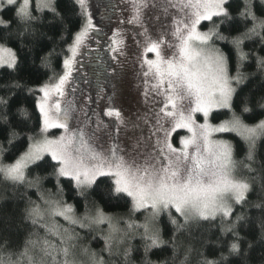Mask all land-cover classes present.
<instances>
[{
    "label": "snow or ice",
    "instance_id": "1",
    "mask_svg": "<svg viewBox=\"0 0 264 264\" xmlns=\"http://www.w3.org/2000/svg\"><path fill=\"white\" fill-rule=\"evenodd\" d=\"M128 2L132 12L127 23L136 26L133 41L138 49L134 56L137 87L144 103L151 93V99L159 105L154 112L152 136L156 139L151 145L152 152L140 161L137 158L143 155L138 152L140 141L132 148L137 156L131 158L118 144L110 146L107 152L102 146H93L91 141L101 128L112 126L118 132L119 125L127 124L128 118L111 97L101 111L103 116L114 119L105 123L100 113H94L96 119L91 122L95 127L87 139L83 130L70 127L73 109L70 103L62 108L61 99L65 96L79 48L90 31H99L94 26L87 0H75L82 22L68 48L71 55L63 60V75L50 78L39 88L43 94L38 101L42 115L39 134L25 137L26 146H22L13 163L0 161V176L5 181L13 186L35 188L38 193V200H32L26 192L21 194V199L27 200L21 223L27 222L32 228L24 240L13 246L9 237L0 232V264H110L101 253H107L110 258L119 256L123 264H130L132 249L128 240L135 232H139L144 241L141 264H154L149 253L166 245L172 249L173 264H177L181 250L183 258L178 264H192L194 254L196 264H229L233 257L239 264H251L254 242L241 236V224H256L260 239L264 240V161L257 158V141L264 137V118L251 125L242 119L244 114H252L257 109L264 116V95L256 100H241L239 115L233 109L237 88L248 79L240 70L250 55L244 50L245 42H258L264 49V0H238L235 13L231 9L232 0ZM9 8L12 16L5 14ZM45 12L52 14L50 25L63 24L64 18L57 11L55 0H0V68L13 73L20 68V58L11 45L37 50L52 39L43 31ZM213 17L219 23H214L206 32L200 31L201 22L212 21ZM162 20L165 23H161ZM234 23H239L240 27L233 29ZM158 24L166 31H160ZM221 25L227 35L220 30ZM120 35L119 31L113 34L114 47L110 46V50L122 57L126 55L127 46L123 38L117 39ZM218 42L231 45L237 65L235 75L230 73L229 54L217 46ZM54 51L39 57L43 65L48 64ZM149 54L153 58H149ZM255 59L257 69L264 72V56ZM0 89L5 93L0 95V131L7 145L15 146L24 131L19 126L30 120L31 115L23 107L13 112L10 101L18 91L27 90L32 94L35 90L15 77L0 81ZM214 109H228L232 116L219 124H210L208 117ZM196 113H202L204 123L196 122ZM17 115L21 119L14 124ZM84 115L87 126L90 118L86 112ZM137 120L147 123L148 117L137 114ZM49 129H62L63 133L50 138ZM177 129L191 133L180 138L179 147L172 142V133ZM214 133H235L245 141L244 159L237 161L233 143L213 139ZM5 150V145L0 143V154ZM45 156L55 162L52 173L57 178L55 194L41 191L43 177L37 174L29 178L28 175L30 166H39ZM152 159L155 164L151 163ZM241 167L244 175L240 174ZM102 177L111 178L110 196L126 195L132 200L133 211L144 209L149 213L144 223L123 221L122 228L119 218L106 213L94 202L86 204L85 214L77 217L72 205L56 198L63 195L60 178H69L76 194L87 200L89 190L98 187L97 181ZM250 195L255 198L250 200ZM235 205L254 209L259 215L253 218L241 212L234 216ZM161 215H167L172 226L168 240L164 239L158 225ZM55 217H62L80 229L107 225L102 237L103 248L98 253L81 244V237L74 229L48 222ZM218 218L221 235L230 234L232 239L226 244L227 254L220 251L210 258L209 247H225L219 239L206 236L205 225ZM0 221L7 222L2 217ZM197 234L203 237L200 248L192 244ZM50 236L56 239H49Z\"/></svg>",
    "mask_w": 264,
    "mask_h": 264
},
{
    "label": "trees",
    "instance_id": "2",
    "mask_svg": "<svg viewBox=\"0 0 264 264\" xmlns=\"http://www.w3.org/2000/svg\"><path fill=\"white\" fill-rule=\"evenodd\" d=\"M101 7L103 18L105 19L104 26L109 28V17L114 12L113 0H95ZM55 6L57 11L63 16V24L56 23L55 25H50L49 21H52L53 17L50 12L44 13L43 21V31L47 33L48 36L52 37L51 40H46L42 47L37 50H29L26 48H21L18 45H11L16 51L20 58L21 64L20 68L16 72H11V70L5 71L0 68V81L10 80L13 77L20 79L22 83H26L29 88L34 89V93L29 94L27 90L18 91L10 101L12 105V111L15 112L18 107L25 108L31 115V119L25 124L20 125L24 129L21 134V139L18 140L15 146L7 145L4 140L3 132L0 131V143L5 145L6 150L1 154V161L5 163H10L15 160L23 150L22 146H26L25 137L27 135H38L40 127L42 126V115L38 109L39 97L42 94L39 88L50 78L57 77L63 70V60L68 55V48L71 45L76 32L79 31L82 19L79 12V6L75 4V0H55ZM238 6V0H232L231 9L235 13V9ZM7 16H12V9H8L5 13ZM100 16V17H101ZM102 23V22H101ZM214 23H219L216 17H213L211 22L204 21L202 26H207L209 24L214 26ZM233 29L240 27L239 23H234L232 25ZM220 30L228 32L223 25L220 26ZM235 34V32H233ZM217 46L223 51L227 52L230 57V73L235 75L236 71V58L234 52L230 51L231 45H226L224 42H218ZM54 49V53L50 56L48 64L45 66L41 63L39 57L46 55L50 50ZM244 50L249 52V58L247 61L243 62L241 66V73L248 77L246 83L240 85L237 88L236 96L233 100V109L236 114H240V101L243 99H259L261 95H264V72L257 69L256 66V56H264V49L261 48L258 42L246 41L244 45ZM253 50H255L254 55ZM103 60L104 57H101ZM101 64L103 62H100ZM99 76L102 78V74ZM4 91L0 89V95H4ZM212 120L217 123L222 120H228L231 118L232 113L228 109H215L212 112ZM264 118L261 116L260 110L257 109L252 114H244L242 119L247 124H255L259 119ZM21 118L19 115L16 116L14 124L18 123ZM19 130V128L17 129ZM225 138L229 139L235 147V158L237 161L244 159L247 145L239 136L235 133H223ZM257 158L264 161V137H261L257 141ZM55 162L51 160L50 156H45L44 160L39 162V166L32 165L28 169L29 178L40 175L43 177L41 182V191L48 190L50 193L55 194L57 192V178L52 173L54 171ZM241 175H244V171L241 167ZM102 181V182H101ZM111 183V178L102 177L97 181V186H93L89 190L87 200L84 197L78 196L76 190L73 187V182L69 178H60V184L63 187V195L61 197H56L63 199L67 204L73 206L75 214L77 217H82L85 214V205H91L92 202L98 205L106 213L119 218L122 222L120 227H124L123 221L134 222L136 224H142L145 221V217L149 213L144 210L133 211L132 210V200L126 195H121L120 197H113L108 194L109 185ZM27 193L28 197L32 200H38V193L35 188H28L27 186L16 185L13 186L11 183L5 181L2 176H0V217L4 221H0V232L6 234L12 242L13 246L21 243L26 235L32 230L31 226L27 223H21V216L23 210L27 205L26 199H21L22 193ZM254 195H250L249 199H254ZM247 212V214L253 218L259 215L254 209H244L240 205L234 206V216L236 213ZM175 215V213H173ZM49 223H55L62 226V228L74 229L81 237L80 243L90 247L96 252L104 246L103 235L107 230V225H101L100 228L80 229L76 225H70L62 217H55L48 221ZM158 225L163 230V237L168 240L171 235L172 226L169 223L167 215H161L158 218ZM103 229V231H101ZM206 236L212 240L219 239L225 247L216 248L209 247L207 249V254L209 257H214L219 254L220 251H225L226 244L232 239L231 235L222 236L220 232V220L205 225ZM240 234L244 236L246 240L254 242V247L250 252L251 264H261L262 258H264V240L260 239L259 230L254 223H242L240 226ZM44 235L43 230L40 233ZM49 239L55 240V237H49ZM203 242V237L197 234L193 240L192 244L195 248H200ZM128 246L132 249V257L130 264H141L143 259V248L144 241L141 239L140 233L135 232L128 240ZM246 246V245H244ZM106 261H110V264H123L122 258L119 256L108 257L107 253H101ZM172 249L170 246L166 245L162 249H153L149 253V258L154 262V264H173L172 260ZM183 258V251L179 253L177 257L178 260ZM192 264H196L195 254L192 257ZM229 264H239L236 258H230Z\"/></svg>",
    "mask_w": 264,
    "mask_h": 264
},
{
    "label": "rangeland",
    "instance_id": "3",
    "mask_svg": "<svg viewBox=\"0 0 264 264\" xmlns=\"http://www.w3.org/2000/svg\"><path fill=\"white\" fill-rule=\"evenodd\" d=\"M163 2L164 0H160V3ZM87 3L94 26L99 31H90L88 38L79 48L78 55L73 64L72 76L65 87V96L61 99V107H65L68 103L71 104L73 111L70 114L69 125L73 129L78 127L83 130L86 134L85 139H87L95 127L91 122L96 119L94 113H100L105 123L114 119L103 116L101 111L109 104V98H113L115 105L128 118L127 124L119 125L118 132L112 126L106 129L101 128L96 133V136L93 137L91 143L97 148L102 146L105 152H107L110 146L118 144L124 149L126 155L131 154L129 156L131 158L132 156H137V153L133 152L132 148L137 141H140L138 152L143 153V155H139L137 158L142 161L145 156L152 152L151 145L156 139L155 136H152V131H154V112L158 111L159 105L151 99V93L148 102L144 103L143 97L137 87L139 81L136 78L134 56L138 49L133 41L136 26L127 23L132 12L131 4L128 0H113L114 12L109 17V28L106 29L104 26L105 19L100 15L102 11L98 2L87 0ZM121 21H124V23H121ZM203 22L199 25L200 31L206 32L213 27L211 24L206 27L202 26ZM161 23H165V21L162 20ZM157 28L160 31H166V29L160 27V24L157 25ZM117 31L121 34L117 39L123 38L127 46L126 55L122 57L110 50V46L114 47L112 45V38L113 34ZM70 55L71 53L68 52L67 57ZM114 56L118 58L113 59ZM101 57L105 59L103 60ZM149 58H153L152 54H149ZM100 62L103 63L101 64ZM64 71L65 69L60 75H63ZM100 73L102 74V78L99 76ZM85 112L88 114V118H90L87 126L85 125V120L87 119L84 115ZM212 112L208 117L210 124L216 125L225 121L222 120L215 123L212 120ZM137 114L140 116L146 114L148 122L145 123L143 120H137ZM194 118L198 124L204 123L202 113H196ZM62 133V129H49L47 135L50 138H54ZM190 135L191 133L187 129H177L172 133L174 146L179 147L180 138ZM212 138L229 140L222 133H214ZM151 163L155 164V160L152 159Z\"/></svg>",
    "mask_w": 264,
    "mask_h": 264
}]
</instances>
